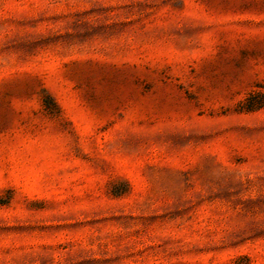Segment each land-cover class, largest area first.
<instances>
[{
    "label": "rangeland",
    "instance_id": "374dc122",
    "mask_svg": "<svg viewBox=\"0 0 264 264\" xmlns=\"http://www.w3.org/2000/svg\"><path fill=\"white\" fill-rule=\"evenodd\" d=\"M0 264H264V0H0Z\"/></svg>",
    "mask_w": 264,
    "mask_h": 264
}]
</instances>
